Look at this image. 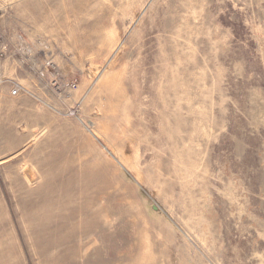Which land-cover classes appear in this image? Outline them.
I'll list each match as a JSON object with an SVG mask.
<instances>
[{"label":"rangeland","instance_id":"obj_1","mask_svg":"<svg viewBox=\"0 0 264 264\" xmlns=\"http://www.w3.org/2000/svg\"><path fill=\"white\" fill-rule=\"evenodd\" d=\"M3 43L0 264H264V0H0Z\"/></svg>","mask_w":264,"mask_h":264},{"label":"built area","instance_id":"obj_2","mask_svg":"<svg viewBox=\"0 0 264 264\" xmlns=\"http://www.w3.org/2000/svg\"><path fill=\"white\" fill-rule=\"evenodd\" d=\"M3 44L4 45L2 47H0V56L1 57L6 55V50L8 48V45L6 43H3ZM41 65L45 68H48L51 66V63L49 61H47L45 63H42ZM36 72L39 75V77H43L45 75V72L39 68L37 69ZM0 81H1V76H0ZM10 93L12 95H15V96H17L19 94H27V95H30L32 97H37L33 91L29 90L27 87L23 86L22 84H20L18 82L13 83Z\"/></svg>","mask_w":264,"mask_h":264}]
</instances>
